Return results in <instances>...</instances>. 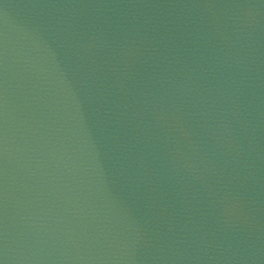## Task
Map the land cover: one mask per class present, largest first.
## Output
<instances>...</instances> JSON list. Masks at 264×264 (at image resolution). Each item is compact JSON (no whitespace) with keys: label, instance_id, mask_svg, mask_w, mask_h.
Returning a JSON list of instances; mask_svg holds the SVG:
<instances>
[{"label":"water","instance_id":"obj_1","mask_svg":"<svg viewBox=\"0 0 264 264\" xmlns=\"http://www.w3.org/2000/svg\"><path fill=\"white\" fill-rule=\"evenodd\" d=\"M3 264H264V0H0Z\"/></svg>","mask_w":264,"mask_h":264},{"label":"snow or ice","instance_id":"obj_2","mask_svg":"<svg viewBox=\"0 0 264 264\" xmlns=\"http://www.w3.org/2000/svg\"><path fill=\"white\" fill-rule=\"evenodd\" d=\"M0 264H3V261L2 260H0Z\"/></svg>","mask_w":264,"mask_h":264}]
</instances>
